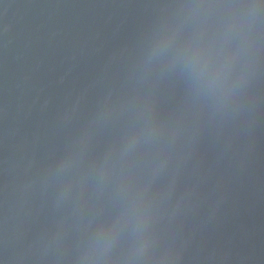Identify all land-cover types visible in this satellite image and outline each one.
<instances>
[{"label": "water", "instance_id": "water-1", "mask_svg": "<svg viewBox=\"0 0 264 264\" xmlns=\"http://www.w3.org/2000/svg\"><path fill=\"white\" fill-rule=\"evenodd\" d=\"M0 264H264V0H0Z\"/></svg>", "mask_w": 264, "mask_h": 264}]
</instances>
